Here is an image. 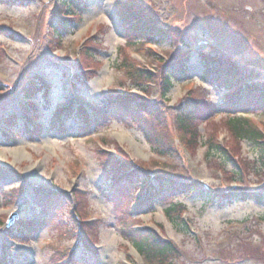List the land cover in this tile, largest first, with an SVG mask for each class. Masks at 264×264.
Here are the masks:
<instances>
[{
	"label": "rangeland",
	"instance_id": "374dc122",
	"mask_svg": "<svg viewBox=\"0 0 264 264\" xmlns=\"http://www.w3.org/2000/svg\"><path fill=\"white\" fill-rule=\"evenodd\" d=\"M12 1L0 4V264H151L135 246L150 234L175 250L163 264H264V205L230 195L264 192V170L228 125L242 114L264 139V106L221 108L228 93L264 88V0H71L70 12L64 0ZM121 4L166 37L134 42ZM186 54L190 75L163 97L161 66ZM206 54L225 84L201 78ZM140 70L153 80L136 85L127 72ZM76 107L89 118L81 130L65 116ZM156 175L203 192L151 197L143 181L157 187ZM25 219L38 221L32 234Z\"/></svg>",
	"mask_w": 264,
	"mask_h": 264
},
{
	"label": "trees",
	"instance_id": "16d2710c",
	"mask_svg": "<svg viewBox=\"0 0 264 264\" xmlns=\"http://www.w3.org/2000/svg\"><path fill=\"white\" fill-rule=\"evenodd\" d=\"M4 3L5 4L6 3L14 4L12 0H0V4H4ZM62 5L63 6L65 5L67 7L68 12H70L71 9H76L75 4L71 0L62 1ZM137 8H139V7H137ZM134 10H135L134 8L133 9L131 8L129 11L124 6H122V4L118 5V11H119L120 15H122L123 17H126L124 19L133 20L132 24H135V27H134L135 33H138V34H137V36H133L131 38L134 42L144 40V41H147L148 44H150V43L154 42L156 39H158L159 38L158 36H162L161 38L166 37V34L162 31H159L157 25L154 22L148 23V21L142 16L144 9H139L137 11L136 10L134 11ZM57 26H59L61 28V27H63V25L58 24V25H54L52 27L54 33L56 34V37L58 38L59 31L57 29ZM215 56H217V55L206 54L205 58L200 59L199 61L203 64L202 65L203 68L205 67V69H204L205 72L202 73L201 78L207 82L208 81L213 82V84L216 87H218V86H221L222 84H225L224 79L226 78V80H228L229 77H227V74H225V76H224L223 73H221V71L219 70V66L221 64V61H219V60L215 61V59L213 60L212 58ZM188 59H189V57L186 54V55H183V57H181V59H174V60L170 59L169 62H167L161 66L160 71H159V77H160V80H159L160 85L159 86H161V88H162L161 94L163 97H165L169 93V91L173 88V85L178 84V82H180L181 79H186L187 76L190 75V72H189V68H190L189 64L190 63L187 62ZM229 69H231V67ZM140 72H138V75L136 77L132 76L130 74V72H127L133 81L135 79H138L136 85H138L139 79H146L148 81L153 80V77L151 76V74H149V73L143 74L142 70H140ZM247 87H246V91L228 93L223 98L221 108H223V109H236V108L242 107L244 104H247V103H248V105H252L254 103L258 106H264V88L262 86H259V85L250 86L248 88ZM25 94L28 95V97H26V98H28V99L34 98V100L36 102L33 105L32 104L30 105L32 107V108H30V110L38 109V105H39L38 102L39 101H37V99H36L37 95H34V87H31V91H29L28 93L25 92ZM29 96H32V97H29ZM252 101H254V102H252ZM138 104H139V102H137V106H138ZM22 106H23L24 110H25V108H28V106L25 105L24 103H22ZM138 108L140 109L139 106H138ZM82 112L83 111L81 109H79L78 107H76L75 109L69 108L68 112L65 114V116L67 119L73 120L78 125L84 124L87 126V125H89V118L86 119L85 118L86 113L84 114ZM35 116H36L35 113L31 114L30 115L31 120H28L30 123L27 122V123H24L22 125L23 132H26L28 134V136H29V133H31V132H33L32 134H34V135H35V133L38 134L39 127H37L35 130L34 129L35 126L33 125ZM177 120H178L177 123L184 129V131H186V133L189 136H192V131L190 130V126L193 123L192 118L189 117V115L183 114V115H179L177 117ZM245 122L246 121H245V119H243V115L238 114L236 116L230 117V119L228 120V125L232 128L234 134H237L240 138H242L243 140H245L249 144H253L255 151L258 155L257 167H259L260 170H264V139L262 138V135L259 132L246 128ZM14 123H15V121L13 122L11 119L9 121L8 125L12 126V128H15ZM57 125H58V122H54L52 127H55ZM80 125L77 126L79 130L82 129V127ZM147 132H148L149 136H154L155 127L152 125L148 126ZM3 136H5V134H3ZM8 136H14V135L11 133H8ZM148 140L151 142L150 138H148ZM152 144H153V142H152ZM154 145H156V147L157 146L163 147L165 144L162 142V140H158L156 143H154ZM211 153L216 154V155L218 154L219 156H221V158L226 160V158L224 157L225 153H223L221 151V148L219 146H216L215 150H212ZM233 174L236 177H239L238 172L235 171V173H233ZM155 179H156V181L159 182L156 185L157 187H155L150 182V180L143 181V183L146 184V187L148 188L147 190L149 191V195H151V197L153 194L156 193V191H157V194H159V195H164L166 193H168V195H169L171 193L183 194L184 192H187L190 190H192V194H198L201 190L200 186L194 182L177 181L176 179H172V178L162 176V175H156ZM158 185H160L159 188H158ZM244 188H246V187H244ZM244 190L246 193H239L236 191V192H232L231 194L230 193L229 194L233 197V200L239 199L240 196H242V197L243 196H246V197L251 196L250 197L251 200L253 199L257 203L264 205V192H263V190L260 189L257 191L256 190L252 191L250 189L251 190L250 193H247V191H246V190H249L248 188H246ZM138 199L140 200L141 198H138ZM145 205H146V202L144 203V206ZM178 206H180V205H178V204L170 205L166 211L167 214H169L170 212H175L176 209L179 208ZM4 225L5 224H3L1 226L4 227ZM37 226H38V221H33V220L27 221L26 220L25 222H23L22 228L25 229V232H27V234H29V233L32 234L33 232H35L37 230ZM22 228L20 227L21 230H23ZM22 237L26 238L28 236H22ZM135 246L138 249L136 251L140 254H144L146 256V258L148 259V262L151 264L167 263V260L169 259V257H171L172 253L175 251L171 244L161 243L152 234H150L147 237L144 236L143 238H141L139 240V242H136Z\"/></svg>",
	"mask_w": 264,
	"mask_h": 264
},
{
	"label": "bare ground",
	"instance_id": "6f19581e",
	"mask_svg": "<svg viewBox=\"0 0 264 264\" xmlns=\"http://www.w3.org/2000/svg\"><path fill=\"white\" fill-rule=\"evenodd\" d=\"M122 137H125V136H122ZM23 155H24V153H23V150L22 149L18 150L17 153L15 152V156L17 158H21ZM30 170L33 171V168H31Z\"/></svg>",
	"mask_w": 264,
	"mask_h": 264
}]
</instances>
